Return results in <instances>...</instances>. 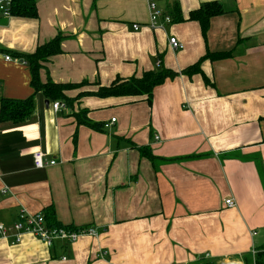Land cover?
I'll return each instance as SVG.
<instances>
[{"label":"crops","instance_id":"1","mask_svg":"<svg viewBox=\"0 0 264 264\" xmlns=\"http://www.w3.org/2000/svg\"><path fill=\"white\" fill-rule=\"evenodd\" d=\"M154 1L184 19L151 29L148 0H37L36 17H0V104L32 99L21 122L0 120V223L52 209L62 225L97 231L51 246L28 233L15 244L0 237V264H243L264 250V0ZM211 1L224 13L203 37L187 17ZM56 36L60 52L42 62L39 79L84 81L65 90L69 102L34 90L20 56ZM170 36L183 48L171 49ZM207 52L230 55L180 72ZM161 68L178 74L150 101L75 99ZM81 109L95 127L77 123ZM37 150L55 163L36 168Z\"/></svg>","mask_w":264,"mask_h":264},{"label":"trees","instance_id":"2","mask_svg":"<svg viewBox=\"0 0 264 264\" xmlns=\"http://www.w3.org/2000/svg\"><path fill=\"white\" fill-rule=\"evenodd\" d=\"M36 2L37 0H12L11 15H17L22 17H36ZM224 13V9L218 1H211L202 3L198 8L189 11L188 20H195L200 24L203 37L206 36V32L209 26V20L211 17ZM172 21L179 22L184 18L181 16L177 6H174L171 11ZM60 52V36L54 37L52 40L40 44L37 46L33 53L21 54L22 58L26 60L30 66L31 71V85L34 90H42L43 93L49 99H60L69 102L70 99L66 97L65 90L74 89L82 86L85 82L81 83H56L47 79L44 83L39 79V69L42 62L46 61L50 56ZM230 52L225 53H210L207 52L194 64L181 70L188 76L195 73H202L200 69V63L206 58H216L221 56H229ZM175 72L168 68H161L156 70H146L141 73L140 76H131L129 78L116 77L109 85L99 86L96 91H81L75 99L81 98L82 95H95L100 97L105 96H132L140 97L146 96V100L150 101L153 88L162 83L166 78L177 75ZM206 84L210 85L207 77L204 76ZM32 110V99L28 97L23 100L2 99L0 104V120H10L13 123L21 122ZM76 121L78 124L95 127L96 124L90 122L86 117V110L81 109L76 114ZM139 151L142 155L151 159L154 158L149 148L140 146ZM182 157L164 159H181ZM48 221L50 226L62 225L55 221L54 212L52 209H46L42 212ZM66 226V225H64ZM70 228H75L68 226ZM255 264H264V250H258L254 258Z\"/></svg>","mask_w":264,"mask_h":264},{"label":"built area","instance_id":"3","mask_svg":"<svg viewBox=\"0 0 264 264\" xmlns=\"http://www.w3.org/2000/svg\"><path fill=\"white\" fill-rule=\"evenodd\" d=\"M12 0H0V17H8L11 14ZM149 8V20L148 26L151 29L164 28L166 24L172 21L171 16L158 8L154 0H148ZM134 28H138V24L135 23ZM168 45L171 49L177 50L183 48V44L174 36L168 38ZM6 60H10V55H5ZM53 109L64 107V103L61 101H54L52 103ZM115 118H111L114 121ZM109 123H105L104 126H108ZM45 154L42 150H37L33 153V162L36 168H43L46 165H52L54 160H45ZM225 205L227 207H233L235 202L232 198L225 199ZM28 233L38 237L47 246H51L56 240H64L73 242L81 236H97L96 228L93 226H83L78 228H70L68 226H50L42 212L30 213L22 209L16 221L11 224L0 223V237L7 238L12 244L19 243L21 241V235ZM255 234V232H253ZM256 250H252V257ZM64 259V257H63ZM236 261H225L220 264H228ZM255 264V261H254Z\"/></svg>","mask_w":264,"mask_h":264},{"label":"rangeland","instance_id":"4","mask_svg":"<svg viewBox=\"0 0 264 264\" xmlns=\"http://www.w3.org/2000/svg\"><path fill=\"white\" fill-rule=\"evenodd\" d=\"M245 260L246 261H243V264H254L252 256L251 257H247ZM212 264H217V263L213 262Z\"/></svg>","mask_w":264,"mask_h":264}]
</instances>
